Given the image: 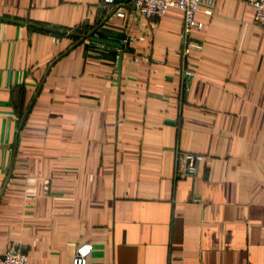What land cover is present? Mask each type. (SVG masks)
<instances>
[{"label": "crops", "instance_id": "obj_1", "mask_svg": "<svg viewBox=\"0 0 264 264\" xmlns=\"http://www.w3.org/2000/svg\"><path fill=\"white\" fill-rule=\"evenodd\" d=\"M252 2L197 13L202 49L183 93L181 10L146 19L133 0H0V256L73 264L90 244L89 264H264ZM177 152L205 157L196 177H177Z\"/></svg>", "mask_w": 264, "mask_h": 264}, {"label": "built area", "instance_id": "obj_2", "mask_svg": "<svg viewBox=\"0 0 264 264\" xmlns=\"http://www.w3.org/2000/svg\"><path fill=\"white\" fill-rule=\"evenodd\" d=\"M106 5L114 6L120 0H102ZM138 15L146 19L160 18L169 9H178L184 13V24L182 29V46L179 52L181 66L179 74L182 80L183 93L196 76V64L191 58L192 50H201L202 46L192 41L194 29L202 30L204 24L197 21V13H203L208 17L214 14L217 0H133ZM255 8V24L264 29V0H253ZM118 17L124 18V13L117 12ZM127 44V40L121 41ZM135 61H138L136 58ZM205 157L200 154L180 153L176 156V175L179 178H194L197 176L200 165ZM93 253V246L90 244L81 245L74 256L73 264H89ZM0 264H27V258L22 252L11 251L0 256Z\"/></svg>", "mask_w": 264, "mask_h": 264}, {"label": "water", "instance_id": "obj_3", "mask_svg": "<svg viewBox=\"0 0 264 264\" xmlns=\"http://www.w3.org/2000/svg\"><path fill=\"white\" fill-rule=\"evenodd\" d=\"M129 1H132V0H129ZM91 40L95 43L121 48V45L117 42H113V41H109V40H103V39H99V38H91Z\"/></svg>", "mask_w": 264, "mask_h": 264}]
</instances>
